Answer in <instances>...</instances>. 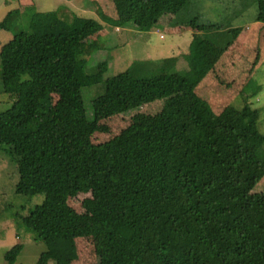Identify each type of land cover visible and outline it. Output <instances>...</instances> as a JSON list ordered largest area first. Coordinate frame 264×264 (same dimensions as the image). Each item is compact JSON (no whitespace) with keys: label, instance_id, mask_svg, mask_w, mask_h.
I'll use <instances>...</instances> for the list:
<instances>
[{"label":"trees","instance_id":"16d2710c","mask_svg":"<svg viewBox=\"0 0 264 264\" xmlns=\"http://www.w3.org/2000/svg\"><path fill=\"white\" fill-rule=\"evenodd\" d=\"M190 1L112 3L123 27L141 30ZM257 3L264 24V0ZM62 10L34 13L29 31L17 32L0 51L3 91L14 99L0 112V149L17 164L25 194L44 198L20 226L49 244L104 234L110 264H264V194L253 192L264 177L260 110L248 99L217 111L199 95L216 71L204 50L206 32L218 35L219 28L191 21L185 74L173 72L176 58H166L106 79L89 118L83 91L104 82L109 65L80 63L76 46L103 24L68 20ZM15 17L9 12L0 31ZM159 100L164 106L152 122L93 141L108 132L103 120ZM82 187L112 194L106 205L83 202L95 225L80 224L62 197ZM23 250L20 243L9 249L7 264H16Z\"/></svg>","mask_w":264,"mask_h":264},{"label":"rangeland","instance_id":"374dc122","mask_svg":"<svg viewBox=\"0 0 264 264\" xmlns=\"http://www.w3.org/2000/svg\"><path fill=\"white\" fill-rule=\"evenodd\" d=\"M66 1L74 4L80 0H32L29 5L24 3L25 0H0V22L11 11L16 16L9 30L0 31V51L17 32L29 31L31 16L36 12L68 6V20L75 16L100 20L102 30L76 46L80 63L94 67L108 61L109 65L104 82L83 91L89 118L93 116V99L104 93L105 80L138 62L153 67L161 59L176 58L173 72H189V46L195 33L190 23L195 20L196 25L219 28L218 35L215 31L211 35L206 32L209 41L203 44L204 50L213 60L216 71L210 73L199 89L200 97L209 101L217 111L228 105L241 107L249 99L251 105L260 110L259 127L264 133V24L257 21V0H191L180 13H167L158 22L147 23L141 30L122 26L115 15L112 0H91L89 3L85 0L82 9L72 8ZM152 71L153 68L147 75L151 76ZM218 77L224 81L223 85L219 84ZM259 86L261 90L258 92ZM13 103L14 99L3 91L0 79V112L10 109ZM163 106L164 100H159L107 118L102 123L108 132L96 133L93 141L102 143L132 125L152 122ZM259 157L264 162V147ZM25 190L26 182L21 180L17 164L0 149V264H7L5 254L18 243L24 246V250L16 264H110L104 234L49 244L36 232L20 226L21 217L44 199L43 196L29 197ZM253 192L264 194V177ZM61 194L72 216L83 225L96 223L85 211L83 202L96 199L106 205L112 196L111 192L85 187Z\"/></svg>","mask_w":264,"mask_h":264},{"label":"crops","instance_id":"0c3cea01","mask_svg":"<svg viewBox=\"0 0 264 264\" xmlns=\"http://www.w3.org/2000/svg\"><path fill=\"white\" fill-rule=\"evenodd\" d=\"M62 1H65V0H62ZM85 0H80V1H76L77 3H74V4H72L70 1H66V3L69 5V6H71L72 8H76V9H82L81 7V4L84 2ZM31 2H32V0H25V4L26 5H29V4H31ZM89 2H92L91 0H87V3H89ZM92 5V4H91ZM90 5V6H91ZM60 6H62V5H59L58 7H60ZM70 11V9H69V7L68 6H63V10H62V14L64 15V16H66V14L68 13Z\"/></svg>","mask_w":264,"mask_h":264},{"label":"built area","instance_id":"2783aa9c","mask_svg":"<svg viewBox=\"0 0 264 264\" xmlns=\"http://www.w3.org/2000/svg\"><path fill=\"white\" fill-rule=\"evenodd\" d=\"M118 30H119V28H118ZM163 37V36H162Z\"/></svg>","mask_w":264,"mask_h":264}]
</instances>
